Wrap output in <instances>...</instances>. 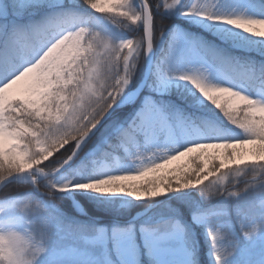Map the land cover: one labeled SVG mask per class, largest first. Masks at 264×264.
<instances>
[{
    "label": "snow or ice",
    "instance_id": "1",
    "mask_svg": "<svg viewBox=\"0 0 264 264\" xmlns=\"http://www.w3.org/2000/svg\"><path fill=\"white\" fill-rule=\"evenodd\" d=\"M0 264H264V0H0Z\"/></svg>",
    "mask_w": 264,
    "mask_h": 264
},
{
    "label": "rangeland",
    "instance_id": "2",
    "mask_svg": "<svg viewBox=\"0 0 264 264\" xmlns=\"http://www.w3.org/2000/svg\"><path fill=\"white\" fill-rule=\"evenodd\" d=\"M183 161H177V162H175V164L174 165H172V166H170V167H174V166H176V165H178V164H180V163H182Z\"/></svg>",
    "mask_w": 264,
    "mask_h": 264
}]
</instances>
